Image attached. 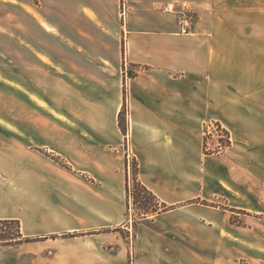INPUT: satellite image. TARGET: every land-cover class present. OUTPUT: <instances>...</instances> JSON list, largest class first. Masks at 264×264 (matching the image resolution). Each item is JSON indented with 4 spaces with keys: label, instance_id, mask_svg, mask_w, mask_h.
Returning a JSON list of instances; mask_svg holds the SVG:
<instances>
[{
    "label": "crops",
    "instance_id": "crops-1",
    "mask_svg": "<svg viewBox=\"0 0 264 264\" xmlns=\"http://www.w3.org/2000/svg\"><path fill=\"white\" fill-rule=\"evenodd\" d=\"M0 3L20 19L0 24V83L19 93L0 112V222L21 225L12 249L54 248L56 264L86 255L109 264L110 233L100 231L127 218L130 156L165 209L136 226L183 239L174 242L187 252L177 264H222L223 243L264 257V237L253 238L248 220L264 214L255 206L264 199V0ZM167 4L196 7L192 35L179 34V17L161 11ZM90 118L116 123L77 125ZM210 123L231 136L225 154H205ZM236 215L244 225L231 223ZM144 238L137 233L136 251ZM162 253L150 264H176Z\"/></svg>",
    "mask_w": 264,
    "mask_h": 264
},
{
    "label": "rangeland",
    "instance_id": "rangeland-1",
    "mask_svg": "<svg viewBox=\"0 0 264 264\" xmlns=\"http://www.w3.org/2000/svg\"><path fill=\"white\" fill-rule=\"evenodd\" d=\"M164 6H162L161 8L162 12ZM190 10L194 15L193 21L196 24L199 13L196 7L194 8L193 6H191ZM125 12H126V4L124 2L122 6V14L124 15ZM6 21H9L13 27L20 26V19H17L16 14L12 12L10 9H8L4 4L0 3V24L5 23ZM6 44L7 43L5 42V40H2L0 38V46L5 48ZM18 94L19 93L16 88L7 87L6 85H2L0 83V112L2 113L7 112V106H11L12 101H15L14 103L16 104V100H18L17 98ZM16 110L21 111V108L17 109L15 107L14 109L15 113ZM15 121L18 123L20 122L18 120ZM120 121H122L123 126H125L128 131L129 119L127 116L126 106L125 109L121 111V114L118 117L119 127H120ZM4 123L0 121V126L4 125ZM115 123H116V119L114 118H110L109 120L91 119V118L77 120L78 126L88 125V126L110 127V126H114ZM68 124L70 125V122ZM212 124H217V123H212ZM127 131L125 132V135L127 134ZM3 139L4 136L0 135V147L1 146L5 147L4 145L6 143L5 140ZM230 146L231 143L229 147ZM228 149H226L221 154H213V155L225 154ZM53 159L56 161V163L61 165L63 172L69 173L71 168L67 161L61 158H53ZM1 167L3 166H1L0 163V168ZM127 167L128 170L130 171L129 182L131 188V198L129 202L130 209L127 208L126 211L127 218H124L121 221L124 222L119 227L110 228L107 229L106 231H100V233H110L109 235H107V238H110V243H111L109 244V251H110L109 264H138V261L141 258L145 259V261L150 264L151 260L156 259L155 256L156 249L163 250V253L161 254V256L163 257H160V260L166 259V262L168 263L175 262L177 264L176 262L177 258L180 259L181 257L187 256V252L185 250L186 246L183 247L175 246L174 242L177 241L180 243L181 242L180 240H182L183 242V239H179L178 235L176 238V235L171 231L167 233L159 234L158 230L156 231L152 228H147L146 231H143L136 226L137 220L141 218L140 215L142 214L143 209L151 208L158 212L164 211L165 209L164 206L161 205L157 200L145 194L137 187V183L134 181V173L136 172V167H137L136 163L132 160L131 166L129 168L128 160H127ZM255 206L263 207L264 199L260 198L259 201L255 203ZM223 207L229 209L228 205H223ZM111 212L113 214L112 216L113 219L115 217L119 219L122 218V215L118 211L111 210ZM245 219H247L245 216L236 215V216H232L230 221L232 224L235 225H244ZM248 220L252 222V224H254L255 232L253 238L258 239V237L259 238L264 237V214L262 215L252 214L250 218H248ZM7 223L8 221L0 222V246L3 247V248L1 247L2 249H0V264H56L54 260V248H43L40 251L29 250L31 252L12 249L13 245L16 244V240L19 239L17 237L21 225L16 224L15 222L11 224H7ZM137 233H140V235L143 234L145 236L144 242L141 244L140 251L135 250ZM223 234H225V232ZM226 236L229 237L228 235ZM164 237L172 241L163 246L160 245V240ZM3 239H11V240H3ZM43 240L44 239L33 240V241L37 242ZM137 242L139 241L137 240ZM113 248L115 249L113 250ZM189 249L191 250V252L193 251V248H189ZM184 250L186 254L183 253ZM221 252H222V264H264L260 262V261L264 262V257L260 256L259 255L261 254L260 251L253 247H241V246L234 247L231 246L230 244L223 243ZM101 257H102L101 255L98 256L86 255L82 259L83 262H79L80 259H77L78 261H76L75 263L69 262V264H91L94 258L96 260H99L101 259ZM60 264H66V263H60Z\"/></svg>",
    "mask_w": 264,
    "mask_h": 264
},
{
    "label": "built area",
    "instance_id": "built-area-1",
    "mask_svg": "<svg viewBox=\"0 0 264 264\" xmlns=\"http://www.w3.org/2000/svg\"><path fill=\"white\" fill-rule=\"evenodd\" d=\"M163 12L166 14H174L179 17V34L183 36L192 35V26L194 24V15L192 14L190 7L187 5L177 6L174 4H167L163 7ZM204 151L205 154H221L228 149L231 143V137L227 131L218 124H208L204 130ZM132 159L128 158L129 168L131 166Z\"/></svg>",
    "mask_w": 264,
    "mask_h": 264
},
{
    "label": "trees",
    "instance_id": "trees-1",
    "mask_svg": "<svg viewBox=\"0 0 264 264\" xmlns=\"http://www.w3.org/2000/svg\"><path fill=\"white\" fill-rule=\"evenodd\" d=\"M120 128L123 132H126L127 131V128L125 126H123L122 124V121H120ZM134 181L137 183V187L142 191L144 192L145 194L151 196L152 198L155 199V197L151 194V192H149L142 184L141 182L139 181L138 179V168L136 167V172L134 173ZM126 191H127V205H128V208L130 209L129 207V202H130V198H131V188H130V182H129V178L127 179V186H126ZM156 200V199H155ZM168 209V208H167ZM165 211V210H164ZM158 213V211H155L151 208H147V209H143V212L142 214L140 215L141 218H147L148 216H151V215H154ZM11 223H14V221H8L7 224H11ZM16 224H19L18 222H15ZM19 238V239H17ZM15 238L17 239L16 240V243H20V229H19V232H18V237ZM13 239V238H12ZM3 240H11V239H3ZM28 241V240H27Z\"/></svg>",
    "mask_w": 264,
    "mask_h": 264
}]
</instances>
